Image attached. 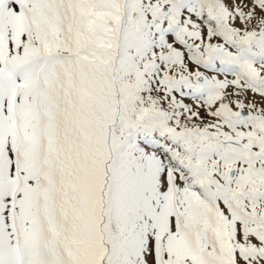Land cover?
I'll list each match as a JSON object with an SVG mask.
<instances>
[{"label":"snow or ice","instance_id":"snow-or-ice-1","mask_svg":"<svg viewBox=\"0 0 264 264\" xmlns=\"http://www.w3.org/2000/svg\"><path fill=\"white\" fill-rule=\"evenodd\" d=\"M0 264H264V0H0Z\"/></svg>","mask_w":264,"mask_h":264}]
</instances>
